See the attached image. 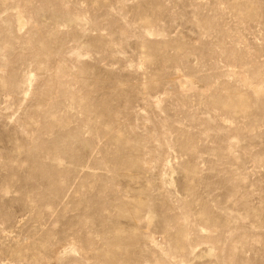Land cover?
Segmentation results:
<instances>
[{
  "label": "rangeland",
  "instance_id": "rangeland-1",
  "mask_svg": "<svg viewBox=\"0 0 264 264\" xmlns=\"http://www.w3.org/2000/svg\"><path fill=\"white\" fill-rule=\"evenodd\" d=\"M0 264H264V0H0Z\"/></svg>",
  "mask_w": 264,
  "mask_h": 264
}]
</instances>
